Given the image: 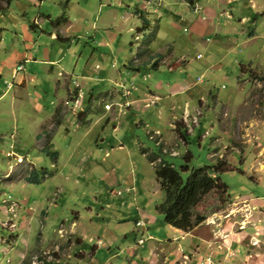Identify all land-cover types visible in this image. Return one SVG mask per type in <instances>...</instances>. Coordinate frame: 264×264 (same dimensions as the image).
<instances>
[{"label":"rangeland","instance_id":"1","mask_svg":"<svg viewBox=\"0 0 264 264\" xmlns=\"http://www.w3.org/2000/svg\"><path fill=\"white\" fill-rule=\"evenodd\" d=\"M20 4L25 5V14H29L28 23L35 16L32 14H38L40 9L55 24L63 16L70 19L71 40L60 43L63 46L61 52L59 42L54 41L52 58L64 53L57 67L70 74L76 68L74 80L79 84L86 81L82 75L96 70L94 65L99 64L108 78L98 81L95 90L97 98L109 101V105L103 107L99 103L93 109L89 108L87 91L90 87H82L86 92L80 94H86L88 108L84 102L80 106L79 100L75 109H68L66 103L59 104L60 111L50 121L52 125L56 121L52 127L56 133L57 121L65 120L55 139V150L60 153V160L55 164L41 152V147L49 143L43 136L41 140L37 138L42 134L38 130L46 114L51 113L47 107L58 99L54 86L47 80L48 73H44L47 65L43 62L26 65L27 72L32 71L38 77L36 83L28 85V90L30 95L38 93L41 97L43 113L34 111L33 105L27 102L11 108L9 102L13 90H8L9 86L3 82L0 84V90L5 93L0 103L3 112L0 114V264H92V251L99 243L96 238L85 236L86 232L78 228L80 222L73 223L74 214L81 217V222L92 234L105 228L128 233V239L112 247V252L102 249L95 256L97 264L162 263L166 252L153 251L143 255L148 253L155 240L148 239L149 235L155 238L167 234L172 239L163 216L155 212V205L164 199L154 170L160 159L156 158L151 164L149 157L147 160L140 155L138 143L152 152L163 153L161 158L178 169L185 163L183 158L188 151L193 154L190 166L196 168L216 163L221 153L222 159L235 168L219 176L228 187V195L264 200V168L253 160L249 149L253 144L251 140L258 138L260 133L246 129L253 126L251 119L260 121L264 116V79H261L264 77V15L255 25L241 16L235 17L250 14L251 10L264 14V0H203L193 9L184 0H45L41 6L39 0H19L12 6L13 16L21 14L23 5ZM0 6L6 7L5 0H0ZM142 16L149 20L148 24ZM18 19L24 21L21 16ZM94 20L100 25L98 30L91 29ZM68 25L69 21L62 26ZM105 25L113 28L105 29ZM42 28L51 30L47 24ZM252 28L256 35L247 44V34ZM3 36L0 60L13 49L10 30L4 31ZM46 40L47 44L51 41L48 34L42 36V41ZM93 40L108 42L114 67L110 62L105 66L98 60L100 56L94 53L97 46ZM249 44H255L257 48L251 56L247 49ZM44 45L38 44L34 50V56L40 60ZM158 54L162 56L161 60L153 61ZM251 72L260 78L253 79ZM185 77L195 82L190 94L184 89L169 92L172 85ZM8 82L12 83L10 79ZM75 83L70 85L72 90ZM158 84L162 88L156 97L143 102L155 103L160 99L158 106L150 105L147 114L134 115L122 106L120 99L123 96L135 95L147 87L154 90ZM179 92L185 93L178 95ZM59 93L62 97L66 91L60 89ZM73 95L75 92L72 91ZM185 100L193 104L189 112L183 104ZM138 104L141 101H131L128 106L138 108ZM237 104L241 107H236ZM102 111L110 115L102 116ZM180 112L183 118L176 119ZM114 125L119 132L113 131ZM180 128H185L188 144L182 138ZM157 129L161 131H155ZM119 145L125 147L120 150ZM107 152L109 157H105ZM211 153L212 159L208 157ZM35 168H45L49 173L42 175L41 172L39 183L29 184L27 178ZM106 175L117 176L119 182L115 191L123 192V197L109 194L103 179ZM187 175L182 173L184 178ZM132 179H138L141 186L144 183L146 190H150L149 196L143 197L150 205L146 206L143 198H139L136 206L149 208L156 218V224L149 228L135 229L133 220L114 227L119 214L114 215L113 207L106 206L111 203L123 208L119 200L129 196L125 181ZM216 203L217 196L210 194L197 210L201 214L209 213ZM232 203L223 210L233 212ZM237 208L234 212L245 213L243 206ZM254 214L256 218H262L259 211ZM240 217L238 215V220ZM205 223L200 225L201 228L208 226ZM233 229L239 231L237 225ZM213 230L215 238H222L220 230ZM74 233L84 237L82 245L77 242L81 238L77 240ZM140 238L146 240V245H137ZM262 239L259 241L264 243ZM190 240L182 243L190 244ZM99 245L102 248V241Z\"/></svg>","mask_w":264,"mask_h":264},{"label":"crops","instance_id":"2","mask_svg":"<svg viewBox=\"0 0 264 264\" xmlns=\"http://www.w3.org/2000/svg\"><path fill=\"white\" fill-rule=\"evenodd\" d=\"M16 1L18 2L19 0H16ZM24 1H27V0H24ZM44 1L45 0H39L40 6L44 3ZM20 5H23V4H20ZM36 5L37 4L35 3L34 6H36ZM20 8L22 9V12H21V14H16V16H13L15 13H13L11 11L12 9L0 14V46H2L1 43L3 42V39H4V36H3L4 31L8 32V30H10L11 34L13 35L12 40H11L13 49L11 48L12 49L11 52L6 53V57L4 59L0 60V84L3 82L7 85V87L9 84H11V88H8V90L9 89L13 90L12 95H11V99L9 102V105L11 108L16 106V105H20V103L25 104V102H27V103L33 105L34 111L39 110L40 112L43 113L44 107L42 106V104H40V101H39V99L41 97L39 96L38 93H33L32 95H30V92L28 90V85L36 83L38 81V77L36 75L32 74V71H30L28 73L27 70H29V69L27 68L26 65L38 64L41 62H43L47 65L44 73L45 72L48 73L47 80L49 79L48 80L50 82L49 84L50 85L52 84L54 86V89L56 91V95H57L58 99H57V102H54V103L51 102L50 106L47 107V109L51 110V113L46 114V119L41 123L40 129L38 130V133L41 131L42 134L39 135V137H37V138H38V140H41L42 136H43L44 141H47L49 144H52L54 146L53 149L55 150L56 149L55 139L58 136L59 132L61 131V127L63 125V122H65L64 119H62V121H61V119L58 120L57 123L59 125L55 126V128H58V129H57L56 133H54V130L52 127L54 126V123L56 121L53 122V125L50 124L51 123L50 121L53 120V117L57 116L56 112L60 111V108H58L59 104L63 105V103H66L68 109H72V108L75 109V107L77 106L76 103H78L77 101L79 100V103H81L80 104V106H81L83 104V102L86 103V100H85L86 94H85V96L80 95L82 93V91L83 92L85 91L84 89H82V87H84L85 89L90 87L89 91H87V94H89L88 96L90 97V99L88 101L89 108L91 107L93 109L99 103H101L103 107L108 106L109 101H102V100L100 101L97 98L98 94H97V91L95 90L97 87L96 85H97L98 81H100L102 79H107L108 77H106V73H104V71L101 70V68L99 67V64L94 65L95 68H97L99 70L91 69V71H87L86 73H84L82 75V77L85 78L86 81L81 83V84H79L78 81H75L76 78L74 76L76 73L75 72L76 68L74 69V71H72L73 73H71V74L66 72V71L61 72L59 70V67H57V65L59 64L60 60L62 61V56H63L62 54H64V53L61 54V57H57V58L55 57L53 59L51 52H52L53 47L56 45L54 43V41L59 42L58 45H59V48L61 49L60 50V52H61V51H63V49H62L63 46H62V44L60 46V43H62L64 41L71 40V35H70V24H71V22H70V19H68L69 25L67 27L62 26V25L57 27V26L52 25L51 17L49 15H43L41 13V9H40V11H38L39 12L38 14H32V16H34V15L35 16L32 17V19L30 20V23H28L29 22L28 21L29 20V14L28 13L25 14V12H26V11H24L25 5H23ZM251 13H253V10H251ZM251 13L250 14H239L235 17L241 16V19H244V21H248V22L251 21L252 25H255V23L257 24L259 22V21H257L258 18H260L261 15H264V14H251ZM256 13H258V12H256ZM254 15L256 16L255 19H254ZM18 16H21V18L24 21L19 20ZM95 17H97V16H95ZM262 19L264 21V17ZM94 21H92V28L91 29L92 30H98L100 25H98V21H95V22ZM45 24H47V26L50 25L51 30L50 29H48V30L43 29L42 26H44ZM8 26H9V28H7ZM111 27L106 26L103 28L107 29V28H111ZM44 34L49 35L50 40H51L49 42V44H47L48 40L42 41V36ZM255 35H256V33H255L254 29L252 28L247 34L248 39L246 40V43L247 44L250 43V41H252L255 38ZM96 40H93V42H95L96 46H97L96 49H94V53L96 52L97 53L96 56H98V55L100 56L98 60H100L101 63L103 62V65H105V66H107L106 65L107 62H110L111 66L114 67L115 65H114V60H113V52H111L109 54L110 45L108 44L107 41H103V40L96 41ZM43 43H45L44 47L40 46V48H42V47L44 48L43 53H42L43 59L40 60L39 58L34 56V50L38 44L43 45ZM48 45H49V47H48ZM251 48H252V51H251ZM247 49L251 51V52L249 51V53H251L249 56H251L252 54H255V51L257 50L255 44L247 45ZM104 50H106V52H103ZM41 51H42V49H41ZM56 56H58V55H56ZM155 57L156 58L153 59V61H155V62L160 61L162 58V56L160 54H158ZM151 58H153V57H151ZM20 64H23L24 70L17 73L16 70ZM57 69H58V73H57ZM6 79H8V80L10 79L12 83L8 82V80H6ZM82 80H84V79H82ZM75 82L79 86H77V84ZM73 83H75V88L72 90L70 88V85ZM194 83L195 82L190 80L188 77H185L182 81L178 82V84L172 85L169 92H171V90H174V91L177 90V92H178V89H181V91L184 89V91L186 90L187 93L190 94L192 92L191 89L194 86L193 85ZM161 88H162V86L158 84V85H156L154 90H151L149 87H147L146 90H144V91L141 90L139 93H137L135 95L131 94V96H125V97L123 96L120 99L121 101H123L122 102L123 105L121 103H119V104H121L131 114L134 113V115H136L137 113H142V112L143 113L145 112L147 114V109L150 108V105L158 106V102L160 99L158 98L159 99L158 102H155V103H148V104H144V103H146L147 99H151V98L156 97L157 91ZM60 89H64L66 91V94L65 95L63 94L62 97H60V95H59ZM135 90H137V88ZM72 91L75 92V96L74 95L71 96ZM153 91H155V93ZM182 93H185V92H179L178 95H180ZM101 94L102 93H99V95H101ZM176 95H177V93L175 94V96ZM68 96H69V98H68ZM4 97H5V93H3L2 89H1L0 90V103L4 100ZM103 98H105V97H103ZM108 100H110V99H108ZM137 100L141 101V104H138L139 105L138 108H136V106H134V105L128 106V103H130L131 101H137ZM71 104H72V106H71ZM183 104L186 105V108L185 107L184 108L186 109L187 112L191 111L190 107L193 104H190L186 100L183 102ZM1 107L2 106L0 104V109H1ZM127 107H130V108L128 109ZM236 107H241V105L237 104ZM86 108H88L87 103H86ZM173 109H176V107H174ZM77 112H78V110H77ZM2 113L3 112L0 110V114H2ZM101 113H103L102 116L110 115L109 112H107V111H104V112L102 111ZM159 114H160V116H159V118H160L161 117L160 110H159ZM181 118H183L182 112L179 113V116L177 115L176 119H181ZM86 121H88V119ZM251 121H253L252 122L253 126H250V128H246V129L248 131L250 130V132H252L254 130L255 134L256 133H260V134H259V136H257L258 138H256L254 141L251 140V142L253 144L252 145L250 144V146H249L250 155H252L251 157H253V160L258 161L259 162L258 164L264 168V137L262 136V135H264V116H263V118L260 119V121L258 119L255 120V122L253 119H251ZM147 125L148 124H145L144 126H147ZM77 127H79V126H77ZM172 127H176V125H172ZM185 128H183V130H182V128H180V134H181V131H186ZM113 131L119 132L120 130H118L117 126L114 125ZM155 131L160 132L161 129H157ZM66 133L68 135H70L69 130H66ZM243 136L244 135H242V137ZM138 144L140 145L139 146L140 155L145 157L147 160H148L149 156L156 155L158 158L162 157L161 155L163 153H155L154 151L152 152L149 148H145L143 144H141V143H138ZM186 144H188V139H186ZM44 147L45 146L41 147V152L44 149ZM123 147H125V146L124 145L118 146V148L120 150L123 149ZM143 148L147 151V154H144L141 152V149H143ZM113 149H114V147L111 150H113ZM55 151H58V150H55ZM100 151L102 152V150H100ZM42 154L44 155L43 152H42ZM109 155H110V153L107 152L105 154V157H109ZM212 155H213V153L209 154L208 157L210 159H212L211 157H214ZM214 155H216V153H214ZM177 156H180V154H178ZM220 157L222 158L221 153H220ZM59 160H60V153H59V157L57 159V163L59 162ZM233 169H235V168H233ZM263 171H264V169H263ZM263 176H264V173H263ZM103 179L105 182H107L105 185L107 187V191H109V194L111 196H113L115 194L119 197H123V192H121V191L116 192L115 191V187L118 185V182H119L116 175L113 176L112 178L106 175V177ZM139 182L140 181L138 179L137 180L132 179V180H129L128 182L125 181L126 187H127L126 192L129 194V196H126L125 199H123L121 201L119 200L120 207L123 206V208H119L117 206H114L111 203L106 204V206L113 207L114 215L119 214V219H117V223L114 227H116L117 225L122 226L123 222H128L127 220H133V222L135 223L134 224L135 229L136 228L141 229V228H138L136 225V223L141 221V220L145 222V228H149L151 225L156 224L155 222L157 220L155 217H153L149 208L145 207V209H141L139 207H136L139 198H143V197L146 198L147 196H149V191H150V190H146L144 183L141 186V183H139ZM157 183H158V181H157ZM159 186H160V184H159ZM144 198L142 199L143 202L146 203V206H149L150 205L149 201H147V199H144ZM237 198L251 200L252 204L258 205L261 208V210L264 212V200L263 199L252 198V197L247 198V197L238 196L236 198H233V200L234 199L236 200ZM159 203H161V202H159ZM156 206L157 205H155V212L158 213L156 211ZM126 207H127V210H126ZM74 221L75 222H73V223H76V222L81 223L78 228L83 229V232H86L85 236L90 237L89 239H91V237L96 238L95 240L97 241V244L100 241H102V245H101L102 248L98 244L94 247V249L92 251V257H91V261H90L92 264H97V262L95 260V256L102 249H107L109 252H112V247H114L119 242H122L124 239H128V233H127V235H125L123 233H120L119 231H116L117 229H113V230L108 229V228H105L104 230L98 229L96 234H92L90 228L85 227V225L81 222V217L78 214H74ZM65 222L66 221H64V224H65ZM59 225L62 226L60 223H59ZM166 227H168L167 229L170 231V233H172V237H171L172 239H170V236L167 234H165L164 237H155V238L152 237V235H149V237L152 238V241H153V239H155V240L150 244L149 249H148V253L143 254L145 256V255H148L150 253L152 254L153 251H155V252L160 251L162 253L166 252L167 254L165 256H163V261L160 264H163L165 262H167L169 264H203V260L207 257L212 258L213 264H264V246H263L264 243L260 242L262 237H263L262 240H264V228L263 229H257V228H254L252 226H249L244 231H239V232L236 231L235 232L233 230V228L231 227V224L224 222L221 225V230H220L222 233V238H219V237L215 238V236L213 235V231H214L213 228L216 229V227H214V226H206L205 227L206 229L201 228V226H199L198 228H196L191 233H185L184 231H182L180 229H176L170 225H166ZM74 229H75V227H74ZM256 230H259L260 232H262V235L260 237H255V231ZM197 231H199L198 234H197ZM87 233L88 234L90 233L92 235H88ZM72 235H74L73 237H76L77 240L79 238H81L82 240L80 239V242H79V240L77 242H78V244L82 245V243L84 242V237L80 233L79 234L74 233ZM189 238L191 239L190 244H188V243L183 244L182 243V241H186ZM257 242H259L257 244L258 246H255V243H257ZM144 245H146V242ZM97 249H98V251H97ZM182 250H184V251H182ZM79 258H82V257H79ZM179 260H182V261H179ZM136 263H138V262H136ZM206 264H208V263H206Z\"/></svg>","mask_w":264,"mask_h":264},{"label":"trees","instance_id":"3","mask_svg":"<svg viewBox=\"0 0 264 264\" xmlns=\"http://www.w3.org/2000/svg\"><path fill=\"white\" fill-rule=\"evenodd\" d=\"M15 1L16 0H5L6 7L2 8L0 6V13L11 10ZM184 1L193 9L197 3L203 0ZM255 18L256 16L254 15V19ZM142 19L146 24L149 23V20L145 16H142ZM67 21V18L63 16L61 21L56 22V24L52 20L51 23L58 27L67 23ZM146 29H148L147 25ZM251 74H253V79L260 78L256 73L251 72ZM261 79H264V77H261ZM181 136L185 140L187 139V135L184 131H181ZM53 148L54 146L52 144H48L44 147L42 152L46 157L57 162L59 152L54 151ZM141 152L144 154L147 153L144 148L141 149ZM156 158V155L149 156L151 162L156 161ZM183 159L185 163L181 165L179 169L174 164L168 163L164 159L156 166V179L164 193V199L156 206V211L163 216L165 224L180 229L185 233H191L202 225L213 212L233 201V198L228 195L227 185L219 177L221 174L232 170L233 167L231 168L227 160L222 158L216 159V163L211 165L198 168L191 167L190 163L192 162L193 154L190 151L186 153ZM46 171V169L39 170L35 168L30 173L27 181L30 184L39 183L40 173L42 172L41 174L45 175ZM182 173L188 174L187 177L184 178ZM210 194H215L217 196V203L209 213L201 214L198 212L197 208Z\"/></svg>","mask_w":264,"mask_h":264},{"label":"built area","instance_id":"4","mask_svg":"<svg viewBox=\"0 0 264 264\" xmlns=\"http://www.w3.org/2000/svg\"><path fill=\"white\" fill-rule=\"evenodd\" d=\"M23 69L24 67L22 65H19L17 67L18 72L22 71ZM237 206L238 207L243 206V208H245V213L243 215L239 214L240 213L239 211L234 212L237 211L238 209ZM231 207L235 209L233 212H228L230 209H228L227 211L221 210L219 212H216L210 218H208L207 223L221 228V225L224 222H226V223H230L232 228H234L237 225L239 231H244L249 226H252L257 229L264 228V212L261 210V208L258 205L252 204L251 200L238 198L235 200V202L232 203ZM256 211H259V213L262 215V218L255 217L254 212ZM238 215H241L240 217L241 220L240 219L238 220ZM261 235L262 232H260L259 230L255 231V237H260ZM139 242L142 243L143 240H140ZM258 243L259 242L255 243V245H257Z\"/></svg>","mask_w":264,"mask_h":264},{"label":"clouds","instance_id":"5","mask_svg":"<svg viewBox=\"0 0 264 264\" xmlns=\"http://www.w3.org/2000/svg\"><path fill=\"white\" fill-rule=\"evenodd\" d=\"M201 57H202V55H200ZM20 65H22L23 66V64H20ZM24 67V66H23ZM24 70V69H23ZM22 70V71H23ZM16 72L17 73H19V72H21V71H17L16 70ZM9 87L8 88H11V84H9L8 85ZM82 114V113H81ZM157 159H158V157H157ZM156 159V160H157ZM159 159H160V162L159 163H161V161H162V158L161 157H159ZM151 162V161H150ZM155 162V161H154ZM154 162H151L152 164L154 163ZM55 164H57V162H54ZM43 170H45V168L43 169ZM154 170H155V168H154ZM47 173H49L48 171H46V174ZM45 174V175H46ZM157 180V179H156ZM29 183V182H28ZM159 183V182H158ZM30 184V183H29ZM161 187V186H160ZM162 190V189H161ZM230 203H232V201L230 202ZM221 210H223V208H221V209H219V210H216L215 212H213L210 216H208L207 217V219L204 221V222H206L205 224L206 225H208V226H214V227H216L218 230H221V228L220 227H217V226H215V225H210L209 223H207V220H208V218H210L214 213H216V212H219V211H221ZM136 225H137V227L138 228H141V229H143V228H145V222L144 221H139V222H137L136 223ZM167 225V224H166ZM149 239H152L151 237H149ZM140 240H143V242L142 243H140L139 241ZM145 242H146V240L145 239H143V238H140L139 240H137V245L138 246H143L144 244H145ZM101 243V241L99 242V244ZM208 259H209V261H208ZM206 263H208V264H213V260H212V258L211 257H207V258H205L204 260H203V264H206Z\"/></svg>","mask_w":264,"mask_h":264}]
</instances>
